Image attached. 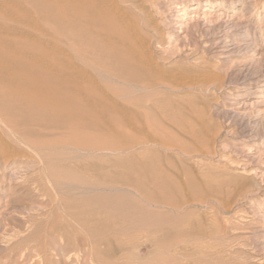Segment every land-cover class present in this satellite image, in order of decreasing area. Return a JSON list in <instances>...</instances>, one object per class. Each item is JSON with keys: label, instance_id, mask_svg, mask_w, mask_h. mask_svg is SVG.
Listing matches in <instances>:
<instances>
[{"label": "rangeland", "instance_id": "374dc122", "mask_svg": "<svg viewBox=\"0 0 264 264\" xmlns=\"http://www.w3.org/2000/svg\"><path fill=\"white\" fill-rule=\"evenodd\" d=\"M3 1L0 0V23L22 28L21 8L11 12L1 5ZM143 5L144 12L131 9L133 23L149 37L151 55L156 60L168 58L173 67L182 66L174 73H182L186 81L198 79L202 73L200 79L207 84L204 88L189 86L183 93H171L177 94L176 99L184 97L193 102L185 103L186 116L181 122L160 126L153 140H144L128 131L121 140L117 139L118 144L114 142L121 147L119 153L124 158L147 165L148 171L138 172L135 177L144 181L148 189L137 191L120 185L116 196L108 189L99 201L73 180L60 182L63 191L51 187L58 198H66L70 190L77 203L82 202L83 194L92 195L95 201L88 212L84 201V205L76 203L73 212L79 213V219H71L63 225V231L51 230L55 225L54 205L50 195L43 194L47 188H38L39 182L35 184L38 168L34 169L41 166L35 163V152L30 153L27 148L30 156L4 161L5 166L1 160L0 264H167L171 259L177 262L180 255L169 249L165 234L171 230L173 242L179 243L185 223L198 216L209 227L207 241L217 246L213 248L217 254L213 263L264 264V0H145ZM10 13L18 22L5 20ZM11 39L17 37L9 36L5 44ZM107 80L115 95L125 100L146 101L156 92L115 78ZM182 127L187 129L188 136L179 134ZM195 131L198 136L192 135ZM107 139L104 152L110 156L117 147H112L116 139ZM93 146L97 148L96 142ZM72 147L54 149L53 157H61L63 151L66 155L77 152ZM186 166L204 180L207 194L201 198L203 209L166 202L169 188L175 190L178 201L182 200ZM63 168L56 172L61 173ZM68 170L61 174L71 169ZM73 174L74 171L70 173ZM231 180L247 187L242 189L231 184ZM153 195L159 200L153 199ZM100 204L105 211L101 221L94 216L89 229L77 224L84 220L86 212H97Z\"/></svg>", "mask_w": 264, "mask_h": 264}, {"label": "bare ground", "instance_id": "6f19581e", "mask_svg": "<svg viewBox=\"0 0 264 264\" xmlns=\"http://www.w3.org/2000/svg\"><path fill=\"white\" fill-rule=\"evenodd\" d=\"M5 2L4 0L1 5L11 12L16 7L21 8L23 17L20 20L22 28L0 23V163L1 160L8 163L12 158L30 156L28 150L30 153L35 152L34 159L39 161L35 163L41 166L33 168H38L37 174L35 173L37 181L33 182L36 185L39 182L38 188L42 185L47 188V192L50 191L43 194L50 195L48 198L52 201L51 205H54L55 223L52 221L55 225L51 230L63 231V225L65 227L71 219H79V213L73 212L77 201L74 194H71L72 191L66 192V198L61 195L58 198L51 187L58 190L60 182L63 184L64 180H73L80 184L79 187L82 185L85 188L86 194H95L99 201H102L108 189L113 190L116 196L120 185H129L137 191L148 189L144 181L135 177L138 172L148 171L147 165L132 163L131 157L124 158L119 153L121 147L114 142L121 140L128 131L144 140H153L159 134L160 126L181 122L186 116L183 112L185 103L193 102L184 97L176 99L174 96L177 94L171 93H183L189 86L204 88L207 83L200 79L202 73L198 79L186 81L182 73L179 76L174 73L182 66L173 67V64L167 62L168 58L162 56L156 60L151 55L150 47L147 46L150 39L141 34L133 23L131 10L144 12L145 0H22L20 4L14 0L6 2L7 4ZM10 14L5 20L17 21L16 16ZM9 36L17 37V40L11 39L5 44ZM108 78L131 83L141 89H154L156 92L146 101L121 99L113 92L107 82ZM182 129L178 131L179 134L188 136L187 129ZM244 130L243 128V132ZM192 133L193 136H198V132ZM106 138L116 139L112 141V147H117H114V151H111L114 153L110 156L104 152ZM95 142L97 148L93 146ZM68 145L80 150L68 155L63 151L64 155L61 157H53L52 151L55 148L61 146L64 149L63 146ZM27 161L30 162L29 159ZM55 162H58L60 168L64 167V171L60 170L63 173L69 171V168L75 174L70 175L71 170L64 175L62 172L57 173L60 168H57ZM35 163L33 164L36 165ZM184 175L182 200L178 201L175 190L169 188L166 202L169 205L181 203L187 207L194 206L197 210L203 204L201 198L207 194L204 180L188 166L184 169ZM233 183L242 189L247 187V184L238 180H231V184ZM34 188L38 189L37 186ZM151 197L159 200L158 196ZM82 198V202H79L82 205L83 201L86 203L88 212L95 201L92 195L83 194ZM87 212L84 220H78L77 223L88 226L87 229L95 221L94 216L101 221L105 215L102 204L97 212H90V215ZM196 218L187 221L181 228L182 239L179 243L173 242L171 230L166 232L169 249L180 255L177 262L171 259L167 264H216L212 258L217 255L213 252V248L217 246L214 247L207 241L210 238L209 227L202 216Z\"/></svg>", "mask_w": 264, "mask_h": 264}]
</instances>
